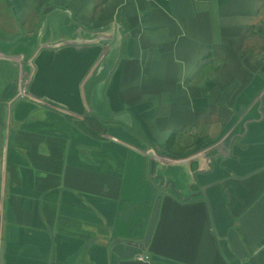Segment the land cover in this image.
Instances as JSON below:
<instances>
[{
	"label": "crops",
	"instance_id": "crops-1",
	"mask_svg": "<svg viewBox=\"0 0 264 264\" xmlns=\"http://www.w3.org/2000/svg\"><path fill=\"white\" fill-rule=\"evenodd\" d=\"M0 38L3 264H264V0H0Z\"/></svg>",
	"mask_w": 264,
	"mask_h": 264
},
{
	"label": "water",
	"instance_id": "water-1",
	"mask_svg": "<svg viewBox=\"0 0 264 264\" xmlns=\"http://www.w3.org/2000/svg\"><path fill=\"white\" fill-rule=\"evenodd\" d=\"M48 11L50 12L51 10L46 9L43 11V14L48 13ZM6 43H9V41L0 38V57H7V55H9L8 52L10 50L8 51L7 49H3V46H2L3 44H6ZM99 43L103 45H107L108 42L107 40H100ZM37 48L38 47L33 49L32 54L36 52ZM14 57H17L19 59L18 62L20 63L21 74L19 78V91L23 95L26 89V85L29 81L30 75L32 73V66L30 64V56L28 57L27 60L26 58L25 59L23 58L24 57L23 55L22 56L17 55ZM158 152L159 151L154 148L153 151L151 150V155L153 157H157L155 154ZM151 179L153 181V178ZM154 190L157 192V195H156L155 203H154L151 215H150L148 227H147L144 237L136 242L124 241V242H117L113 244L111 247V252L114 253L119 258H122V259L142 258L145 260L148 259L149 255L146 249L150 243V239H151L154 227L158 219L161 199H162L164 192L166 191V187L163 185H155ZM0 264H3V244L2 242H0Z\"/></svg>",
	"mask_w": 264,
	"mask_h": 264
}]
</instances>
